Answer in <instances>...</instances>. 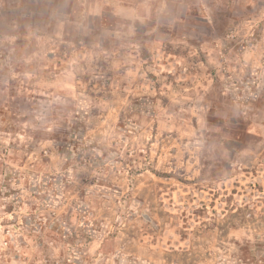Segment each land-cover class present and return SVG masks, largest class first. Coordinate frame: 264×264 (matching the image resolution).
<instances>
[{
  "label": "clouds",
  "instance_id": "clouds-1",
  "mask_svg": "<svg viewBox=\"0 0 264 264\" xmlns=\"http://www.w3.org/2000/svg\"><path fill=\"white\" fill-rule=\"evenodd\" d=\"M105 14L115 18L117 36L136 37L142 30L149 44L130 41L133 54L104 71L85 54L65 58L58 72L74 86L71 106L56 118L37 117L41 134L28 141L48 165L22 170L7 164L15 170L7 186L6 173H0V264H264V193H256L255 201L238 196L199 224L185 225L188 231L176 225L181 239L169 235L168 244L153 249L155 241L144 236L167 234L162 225L168 218L158 217L159 204L143 199L134 186L123 197L107 187L126 160L122 134L139 136L147 121L164 115L165 105L177 103L194 128L216 133L218 152L210 167L207 161L196 164L177 137L171 175L192 176V183L218 190L238 181L246 166L264 162V123L255 119L264 96L249 87L264 85V0H89L65 13L56 38L63 41L65 25L72 24L69 40L87 35L88 17ZM161 62L175 66L174 87L154 96ZM177 76L186 79L176 83ZM241 84L247 103H230ZM98 145L114 149V160ZM255 180L264 187V175ZM165 247L169 251L161 256Z\"/></svg>",
  "mask_w": 264,
  "mask_h": 264
},
{
  "label": "rangeland",
  "instance_id": "rangeland-1",
  "mask_svg": "<svg viewBox=\"0 0 264 264\" xmlns=\"http://www.w3.org/2000/svg\"><path fill=\"white\" fill-rule=\"evenodd\" d=\"M88 2L89 0H0V173H6L5 186L15 172L7 164L22 170L33 165L43 170L49 163L38 156L28 141L37 139L41 134V121L37 117L56 118L71 106L75 93L70 90L74 86L58 72L67 56L73 52L88 55L92 57L93 66L104 71L111 63H118L133 54L128 46L130 41L142 46L149 44V37L142 30H138L136 37L117 36V22L108 14L103 17H88V34L72 40L67 38V32L70 27L75 28V24L65 25V39L58 40V25L65 13L79 11ZM181 63L180 59L176 60V64ZM174 71L175 66L164 62L159 64V71L154 75L160 77V82L151 89L154 96H163L173 89ZM183 79L186 78L177 76L176 83ZM256 84H253V88L250 85V91L257 88ZM142 87L148 90L151 85ZM236 87L241 91L229 102L246 104L243 86ZM258 89L264 95V85H259ZM161 111L164 109L161 108ZM113 112L115 109L109 116ZM255 119L257 123H264V111H256ZM193 123L185 114V108L177 103L171 107L165 105L164 115L147 121L139 136L132 135L131 132L127 136L122 134V154L126 160L122 170L111 177V183L107 187L123 197L131 193L134 186L136 193L145 194L143 199L159 204L161 210L157 212L158 217L168 218V223L162 225L167 234L162 238L144 236L145 241H155L151 245L153 249L161 244H168L169 235L181 239L176 232V225L188 231L185 225L193 222L199 224L214 211L220 212L232 204L238 196L242 200L248 194L255 201L258 199L256 193H264V187L255 180L258 174L264 175V162L260 160L255 161V167L251 169L246 166L239 173L238 181L219 185L218 190L206 182L192 183V176L177 178L171 175L172 158L179 155L180 144L177 137L187 144L191 150L189 158L196 164L207 161L205 166L210 167L217 155L216 133L209 127L194 128ZM71 135V131L64 134L62 139L65 143L70 142ZM97 147L104 149L105 157L114 160V157L109 156V151L114 149H107L105 145ZM188 167L191 168L190 163ZM37 179L33 176V181ZM39 179L42 183L45 178ZM244 187L248 188V193L244 192ZM72 197L75 199L78 195L72 193ZM12 210L9 205L7 211L11 213ZM260 211V206L256 205V213ZM22 222L29 223L27 219ZM183 243L181 240V245ZM168 251L167 247L161 248L160 255L164 256ZM159 264L166 262L161 261Z\"/></svg>",
  "mask_w": 264,
  "mask_h": 264
},
{
  "label": "crops",
  "instance_id": "crops-1",
  "mask_svg": "<svg viewBox=\"0 0 264 264\" xmlns=\"http://www.w3.org/2000/svg\"><path fill=\"white\" fill-rule=\"evenodd\" d=\"M163 86L165 85H167V84H162ZM172 85V84H171ZM257 85V88L256 89H258V87H259V85L260 84H256ZM240 86H243V88H244V85H240ZM250 87V86H249ZM251 88H253V84L251 85ZM256 89H253V91H251L252 93H257V92H259L260 94H261V90H256ZM188 89H187V87L185 88V91H187ZM262 95V94H261ZM262 96H264V95H262ZM259 112H262V111H264V108H261L260 110H258Z\"/></svg>",
  "mask_w": 264,
  "mask_h": 264
}]
</instances>
